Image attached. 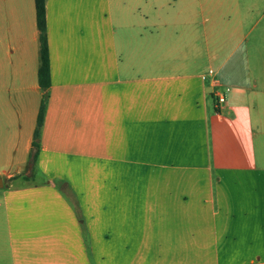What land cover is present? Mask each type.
Here are the masks:
<instances>
[{
  "label": "crops",
  "instance_id": "1",
  "mask_svg": "<svg viewBox=\"0 0 264 264\" xmlns=\"http://www.w3.org/2000/svg\"><path fill=\"white\" fill-rule=\"evenodd\" d=\"M46 7L32 174L36 5L0 0V264H264V0Z\"/></svg>",
  "mask_w": 264,
  "mask_h": 264
},
{
  "label": "trees",
  "instance_id": "2",
  "mask_svg": "<svg viewBox=\"0 0 264 264\" xmlns=\"http://www.w3.org/2000/svg\"><path fill=\"white\" fill-rule=\"evenodd\" d=\"M36 14H37V26L39 30L40 39V68H39V84L44 91V96L37 120V127L34 134V140L32 143V150L29 160V168L33 174L35 171L36 164L38 162V157L41 151V129L45 121V113L47 102L49 99L48 91L51 87V67H50V52L48 46L47 37V7L46 0H35ZM28 179V177H25Z\"/></svg>",
  "mask_w": 264,
  "mask_h": 264
},
{
  "label": "rangeland",
  "instance_id": "3",
  "mask_svg": "<svg viewBox=\"0 0 264 264\" xmlns=\"http://www.w3.org/2000/svg\"><path fill=\"white\" fill-rule=\"evenodd\" d=\"M2 182V183H1ZM7 183L3 181L2 178H0V194L3 192V190L6 188Z\"/></svg>",
  "mask_w": 264,
  "mask_h": 264
},
{
  "label": "built area",
  "instance_id": "4",
  "mask_svg": "<svg viewBox=\"0 0 264 264\" xmlns=\"http://www.w3.org/2000/svg\"><path fill=\"white\" fill-rule=\"evenodd\" d=\"M219 102L223 103V102H225V99L223 97H220Z\"/></svg>",
  "mask_w": 264,
  "mask_h": 264
},
{
  "label": "water",
  "instance_id": "5",
  "mask_svg": "<svg viewBox=\"0 0 264 264\" xmlns=\"http://www.w3.org/2000/svg\"><path fill=\"white\" fill-rule=\"evenodd\" d=\"M2 183V182H1Z\"/></svg>",
  "mask_w": 264,
  "mask_h": 264
}]
</instances>
